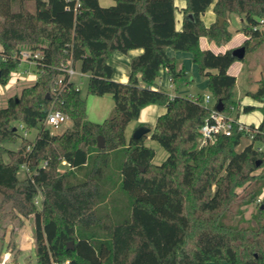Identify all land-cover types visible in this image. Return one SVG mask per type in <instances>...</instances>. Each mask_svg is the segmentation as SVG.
Returning a JSON list of instances; mask_svg holds the SVG:
<instances>
[{"label": "trees", "instance_id": "1", "mask_svg": "<svg viewBox=\"0 0 264 264\" xmlns=\"http://www.w3.org/2000/svg\"><path fill=\"white\" fill-rule=\"evenodd\" d=\"M211 5L216 19L206 25L201 15ZM174 10L173 0H115L109 6L98 0H0V84L20 64L22 49L42 53L37 79L0 108V231L5 203L15 216L33 217L36 264L66 259L69 264H264V208L249 219L238 210L264 189V170L255 174L264 167V150L256 149L264 145V83L248 92L262 104L241 106L262 114L256 126L249 125L256 129L249 143L237 149L249 133L233 124L229 135L198 146L200 128L217 100L224 111H240L233 99L236 76L229 72L238 59L231 49L201 48L200 38L228 42L227 19L235 14L242 18L246 53L251 40H264L253 30L264 0H186L179 30ZM189 12L193 22L185 19ZM167 48L191 54L207 77L212 106L156 87L161 69L174 82L184 74ZM132 49L141 52L130 59L127 81L114 80L108 58ZM68 56L88 74V94L112 95L113 108L100 123L86 118V99L73 82L58 96L50 94L58 65ZM152 103L166 107L150 133L167 152L159 164L153 163L155 150L144 144L146 135L127 142L124 133ZM51 108L71 121L59 134L43 124ZM18 124L27 132L36 129L35 137L23 136ZM98 135L104 139L101 148ZM18 138L16 150L1 146ZM62 161L68 163L64 169ZM23 163L28 174L19 178ZM117 187L129 203L109 212L103 202ZM3 240L2 233L0 256Z\"/></svg>", "mask_w": 264, "mask_h": 264}, {"label": "rangeland", "instance_id": "2", "mask_svg": "<svg viewBox=\"0 0 264 264\" xmlns=\"http://www.w3.org/2000/svg\"><path fill=\"white\" fill-rule=\"evenodd\" d=\"M102 3H104V1ZM236 16L239 17L235 14L230 15L231 18ZM233 23L234 25H239V27L241 28V23H238V21H234ZM258 41L259 39L251 40V47L245 53L244 57L242 59L235 60L229 68V71L234 72V74H236V82L233 87V99L235 101H238V103L239 101L243 104L247 102H250V104L260 103L259 100L251 97V95L248 94V92L254 91L259 86V84H261L262 82L264 83V40H261L259 42ZM238 45L239 44H237L236 46ZM187 53L189 52L180 51V54ZM184 67V74L178 76L175 79L176 90L173 89L168 91L167 89L166 91H171L173 93L177 91L179 95H197L200 97H204L205 94H210L209 89L207 87V77L199 73L197 65L192 61L191 58L188 60L187 64H185ZM76 69H78V65H76ZM37 77L38 72L35 64L20 61V64L17 66V68L8 75L6 83L0 84V108L6 105L8 97L18 95L20 93L21 88L30 85L32 81H35L37 79ZM87 79L88 74H84L82 76H74V80L79 85L81 96L86 99L88 107H91V109L93 110H97L99 107V101H97V98H99L100 96L87 93ZM104 96H109V102H113V98L110 93H106L104 94ZM92 100H96L97 103L92 102ZM213 103L214 98L212 97L209 104L211 105ZM104 107H106V105ZM110 107L113 108V105H110ZM235 112L233 111L232 113L235 114ZM239 113L241 116L243 115V117L246 119H250L253 117V114L244 112L242 109L239 111ZM70 126L71 121L68 120V124L64 127V130H66ZM64 130L58 132V134L63 132ZM35 135L36 129H31L27 133L26 137L29 139H33ZM247 142L249 143L250 140L245 137V139L241 140V143L237 147V149L243 147L245 144H247ZM147 143L151 144V147H153L155 150V161L162 162L165 159L162 158V155H167V152L155 140L151 141L148 139ZM20 144L21 138H18V140L14 142L2 143L1 146L5 148H10L11 150H16L18 149ZM3 160H8L7 154L3 155ZM66 167L67 166L65 164H61L60 166L61 169H64ZM262 170H264V167L257 169L255 171V174L261 172ZM22 171L21 169L18 171L20 177L27 175L26 173H24V171ZM237 190L240 192L242 188H238ZM260 197L261 199L259 202L258 198ZM263 199L264 189L254 201L241 205L238 210H241V214L244 218L249 219L258 213L259 207L262 206L261 201ZM128 203V194L120 187H117L113 191V194L110 197V201L103 202V205L108 209L109 212H111V210L114 208H120L124 210L125 206ZM3 210L7 212V216L1 222L2 225L5 227V230L4 232L0 231V234H4L2 252L0 256V264H36V255L33 243V217H25L23 215L15 216L11 212L9 203H5L3 205ZM224 264L227 263L224 262Z\"/></svg>", "mask_w": 264, "mask_h": 264}, {"label": "crops", "instance_id": "3", "mask_svg": "<svg viewBox=\"0 0 264 264\" xmlns=\"http://www.w3.org/2000/svg\"><path fill=\"white\" fill-rule=\"evenodd\" d=\"M104 1V3H102ZM98 0V2L100 3V5L102 6H109L111 4H113L115 2V0ZM174 2V6H175V10H174V15H175V28L177 30L181 29L182 26V20L184 17V12L183 9L186 7V0H173ZM201 19L202 21L206 24L209 25L210 23L214 22V20L216 19V16L212 10V5L209 6L206 11L201 15ZM229 21V30L231 31V38L228 42L221 44V45H217L214 41L208 39L207 37H201L200 38V47L201 48H208L211 49L215 52H223L226 49H232L235 47H238L239 45L242 44V42L244 41V39L246 38L245 34L241 31L239 25H234V21H238V23L242 22V18L241 17H233L231 18L230 16L227 19ZM237 44H239L238 46H236ZM216 45V46H215ZM2 48L0 46V52H1ZM141 52V49H132L129 50L126 53H122L119 51H115L113 52L110 57L108 58V63L112 66L113 72H112V78L116 81H121V82H126L128 79V73H129V63H130V59L139 54ZM166 52L169 56H172L175 59L176 62V67L177 69H182L184 70V66L185 64H187L188 60L191 58L190 53L187 54H180V51L178 50H173L171 48H167ZM185 55V56H183ZM187 55V56H186ZM1 56V55H0ZM0 59H2V57H0ZM231 74H234V72L229 71ZM236 76V74H234ZM169 74L167 72L166 69H161L159 76L156 79V84H159L164 90H176L175 88V82L173 81L172 86H169ZM34 81H32L31 83H33ZM141 85H143V82H140ZM22 89V88H21ZM21 91V90H20ZM167 91V92H168ZM170 95H179L178 92H168ZM183 96H187V95H183ZM99 101V107L97 110H93L91 109V107L89 108L87 103H86V118L92 122H97L100 123L102 122L104 119H106L108 117V114L110 113V110L112 107H110V105H113V102H109L110 98L109 96L105 97L100 96L99 98H97ZM97 101L92 100V102L97 103ZM112 101V100H111ZM254 105V106H260L261 102L259 104H253L250 102L247 103H241L239 101V109L241 110V106L243 105ZM106 105V107H104ZM166 110V107L164 105L161 104H156V103H152V104H148L146 106H144L139 113V116L137 119L130 121L126 128H125V138L127 140V142L129 141V139L132 136L133 131L140 125H144L150 128V132L146 135V138L144 140V144L147 146L151 147V144L147 143V140H151L150 138V133L151 130L154 127L155 121L157 116H159L160 114L164 113ZM235 112V111H234ZM249 114H253L252 118L250 119H246L243 117V115L241 116L240 113L238 112V114H233L232 115L234 117H237L240 121L246 123V124H253V125H257L262 118V114L258 109H255L253 111L248 112ZM20 132V131H19ZM245 139V138H242ZM248 143V142H247ZM153 148V147H152ZM242 148V147H241ZM240 148V149H241ZM10 149V148H9ZM154 149V148H153ZM166 154L162 155V158H166ZM155 157V156H154ZM8 161V160H5ZM153 163L155 164H159L161 162H157L155 161V159L153 158ZM63 164V163H62ZM22 171V170H21ZM23 172V171H22ZM25 173V172H24ZM26 175H24L23 177L19 176L18 173V177L19 178H24ZM31 217V216H30Z\"/></svg>", "mask_w": 264, "mask_h": 264}, {"label": "built area", "instance_id": "4", "mask_svg": "<svg viewBox=\"0 0 264 264\" xmlns=\"http://www.w3.org/2000/svg\"><path fill=\"white\" fill-rule=\"evenodd\" d=\"M253 30H257L260 33L264 34V11L261 16L257 18L256 24L253 26ZM20 61L28 62L36 64V60L42 56L40 50H32V49H22L19 52ZM58 69L60 73L53 79V82L50 87V94L52 96H58L64 90H66V83L73 82L75 89H80L77 82L74 80V76H82L85 73L81 72L79 69H76L72 59L70 56L62 59L58 65ZM169 86H172L173 80L169 76ZM156 87L162 88L159 84H156ZM188 98L195 102H200L201 104L210 105V100L212 96L210 94H205L204 97H200L197 95H187ZM235 111L234 107H230L228 111H218L216 108L211 109L209 117L205 120L203 125L200 128V134L198 137V146H204L208 143H213L218 135H229L232 131L233 124H236L239 129L246 130L249 135L246 137L250 141L252 140L254 133L256 132L255 128H250V124H246L240 121L237 117L232 115V112ZM69 117L63 113L58 108H51L45 119L44 126L47 127L51 133H58L64 130V127L68 124ZM256 126V125H255ZM18 130L23 136H27V131L24 129L22 124H18ZM256 149L258 151L264 150V145H256ZM63 164L68 166L66 161H62ZM20 169L23 170L26 174H28V165L23 163L20 166ZM41 193L38 192L37 196L34 198V203L36 206H39L41 203ZM260 198L258 201L260 202ZM53 264H69V260L66 259L61 262H55Z\"/></svg>", "mask_w": 264, "mask_h": 264}, {"label": "water", "instance_id": "5", "mask_svg": "<svg viewBox=\"0 0 264 264\" xmlns=\"http://www.w3.org/2000/svg\"><path fill=\"white\" fill-rule=\"evenodd\" d=\"M185 19L188 21H194V14L192 12H189L185 15ZM222 21V18H219V22ZM231 55L235 58L242 59L245 55V47L243 45H240L238 47L232 48L231 49ZM49 96V95H47ZM264 101V99H263ZM215 108L218 111H222L224 109L223 103L221 102V100H217L216 104H215ZM150 132V128L144 125H140L138 126L132 133L133 138H140L143 135H147ZM104 146V139L102 138L101 135L97 136V147H103ZM261 208H263V205L261 206ZM69 247L68 248H73V243L70 241L68 243Z\"/></svg>", "mask_w": 264, "mask_h": 264}]
</instances>
